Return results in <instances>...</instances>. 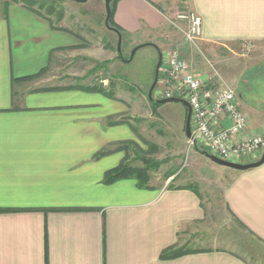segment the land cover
<instances>
[{
  "label": "crops",
  "instance_id": "1",
  "mask_svg": "<svg viewBox=\"0 0 264 264\" xmlns=\"http://www.w3.org/2000/svg\"><path fill=\"white\" fill-rule=\"evenodd\" d=\"M176 1L119 0L114 21L135 43H161L175 35L166 14ZM178 1L201 17V43L213 56L245 45L264 49V0ZM80 34L51 14L0 3V264H260L211 244L162 259L199 228L206 210L189 184L103 181L126 156L120 143L135 142L125 120L132 107L115 94L16 80L79 47ZM195 67L197 74L203 68L199 60ZM245 98L254 101L251 93ZM249 117L251 129L264 130L262 113ZM102 150L111 151L96 158ZM250 170L225 188L224 200L237 224L264 238V163Z\"/></svg>",
  "mask_w": 264,
  "mask_h": 264
},
{
  "label": "rangeland",
  "instance_id": "2",
  "mask_svg": "<svg viewBox=\"0 0 264 264\" xmlns=\"http://www.w3.org/2000/svg\"><path fill=\"white\" fill-rule=\"evenodd\" d=\"M42 1L47 5L53 4V13H49L45 7L40 9L35 6V9L39 8L40 12L51 14L56 24L73 26L81 32L79 40L82 44L72 49H63L60 58L53 57L41 79L48 87L70 86L76 83V79L83 85L107 86L111 80V85L115 88L114 94L124 99L128 107H132L125 120H128L136 132L133 143L140 147L142 153L132 149L127 156L128 162L141 167L142 158L150 160L154 167L150 172V183L158 188L170 187L173 182L175 183L171 186L185 183L201 193L206 219L197 230L192 228V235L185 234V241L176 247L220 245L243 255L246 259L251 258L249 260L264 264V238L247 226L237 224L224 200L225 188L242 173L257 167L246 170L232 169L207 158L202 153L207 150L199 145L189 147L184 134L186 108L183 104L168 102L153 109L147 93L154 78L158 52L154 46L146 45L139 48L129 60L132 49L138 43L132 39L130 32L122 29L119 56L117 34L105 25L104 0ZM118 1L112 2L114 13ZM0 3L8 2L0 0ZM186 7L183 1L177 0L174 10L166 15L172 17L178 12L186 11ZM114 13L113 22L116 24ZM59 16L63 19H58ZM172 36H165L161 43L155 39L150 42L156 44L161 52L165 51L167 56L180 37L176 30L174 37ZM202 47L208 61L205 62L199 56L193 57V70L199 60L203 68H198V74H209L212 64L222 78L236 90L244 113L250 116L254 109L264 115V49L259 45H245L244 48L225 52L224 58H220L213 56L204 45ZM186 59L191 60L188 55ZM94 63H101L103 66L94 69ZM163 86L157 82L155 89ZM249 93L254 97L251 104L245 98V94L248 96ZM198 236L202 237L201 240H198ZM241 243L247 246L243 248Z\"/></svg>",
  "mask_w": 264,
  "mask_h": 264
},
{
  "label": "built area",
  "instance_id": "3",
  "mask_svg": "<svg viewBox=\"0 0 264 264\" xmlns=\"http://www.w3.org/2000/svg\"><path fill=\"white\" fill-rule=\"evenodd\" d=\"M166 21L180 37L162 57L159 74L164 86L154 90V99L176 97L188 102L189 147L199 145L233 163L258 160L264 151V130L251 129L250 117L240 107L236 90L212 64L209 74H197L192 68L193 57L208 61L201 43V17L186 7V11L166 17ZM187 55L191 60L186 59Z\"/></svg>",
  "mask_w": 264,
  "mask_h": 264
},
{
  "label": "trees",
  "instance_id": "4",
  "mask_svg": "<svg viewBox=\"0 0 264 264\" xmlns=\"http://www.w3.org/2000/svg\"><path fill=\"white\" fill-rule=\"evenodd\" d=\"M2 1H4V2L11 1V2H14V3H21L26 8H28V9H30L32 11L34 10L35 12H40L39 8L41 9V8L45 7L46 9H48L49 13H53V4L52 5L51 4L47 5L42 0H2ZM116 1L117 0H111V2H110V15H109L108 23H109V26L111 28H115L121 34H123L122 31H121L122 29L113 22V13H114L113 3L116 2ZM35 6H37L39 8L36 10ZM100 64L96 63L94 69L95 68L96 69L102 68L103 65H100ZM46 70H47V67H44L40 71H38L37 73H35L33 75H29V76L22 77V78H17L16 80L17 81H28V80L40 78L46 72ZM104 78H107V77H104ZM75 81H76V83H72L73 85H70V86H57V87H49V88H46V89L47 90L80 89V90H85V91L101 92V93H104V94L109 95L111 97L114 96V91H113L114 87H113V85H111L112 84L111 80H109V83H108L107 86H109L112 89H108V90H106V88H104L103 85H90L89 86V85H83L81 83H78L79 80H77V79ZM151 102H152L151 104L153 106V109L158 107V105H159L158 103H156L155 101H151ZM185 115H186V109H185ZM120 144L121 145L118 146V148H116V149H122L125 152L126 156L122 159L120 164H118L116 167L106 171V173L104 174L103 181L105 183H107V184H110V183L116 182V181L121 180V179H131V178H133V179H136V184L138 185V187H141V188H143V187L144 188L152 187V184L150 183V178H151V173L150 172H151L152 168H154L151 165L152 162L150 160L146 159V158H142L143 166L137 167V166L131 165V163L128 162V157H127L128 153L132 149H135L136 152L141 153V150L139 149L140 147H138V146L136 147L132 141H125V142L120 143ZM110 151L111 150H102L99 153H97L95 157L97 158L99 156H103L104 154H106V153H108ZM112 151H113V149H112ZM187 188H191L194 191L198 192L195 188H193L190 185L187 186ZM191 252H195V251L192 250V248H190V247L170 246V247L164 249L161 252L160 257L162 259H171V258H175V257H178V256H182V255L191 253Z\"/></svg>",
  "mask_w": 264,
  "mask_h": 264
},
{
  "label": "water",
  "instance_id": "5",
  "mask_svg": "<svg viewBox=\"0 0 264 264\" xmlns=\"http://www.w3.org/2000/svg\"><path fill=\"white\" fill-rule=\"evenodd\" d=\"M79 1H86V0H79ZM110 2L111 0H104V4H105V9H106V16H105V25L107 27H109L110 29H112L116 34H117V52L120 54V46H121V40H122V35L121 33L115 29V28H111L109 26L108 23V19H109V15H110ZM146 45H152L155 47V49L158 52V60L155 66V71H154V78L153 81L148 89V99L150 101H155L158 104H163V103H168V102H179L181 104L184 105V107L186 108V115H185V122H184V134L186 138H190L191 136V129H190V116H191V108L190 105L188 104L187 101L180 99V98H176V97H171V98H161V99H154L153 97V91L155 89V86L158 82V77H159V70H160V66H161V62H162V52L160 51L159 47L151 42H145V43H140L138 45H136L131 52L130 55V59H132L134 53L141 47H144ZM207 158H209L210 160H212L214 163L219 164V165H223L232 169H236V170H246V169H250V168H254V167H258L260 165H262L264 163V151L262 153V155L260 156V158L256 161L253 162H249V163H233V162H228L225 160H222L210 153H208L207 151H203L202 152Z\"/></svg>",
  "mask_w": 264,
  "mask_h": 264
}]
</instances>
